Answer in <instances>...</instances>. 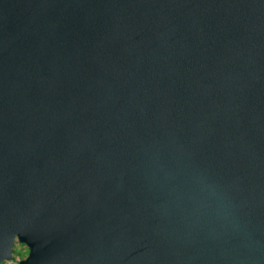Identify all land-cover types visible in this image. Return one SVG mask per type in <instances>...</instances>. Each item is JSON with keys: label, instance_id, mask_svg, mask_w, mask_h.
Returning <instances> with one entry per match:
<instances>
[{"label": "water", "instance_id": "1", "mask_svg": "<svg viewBox=\"0 0 264 264\" xmlns=\"http://www.w3.org/2000/svg\"><path fill=\"white\" fill-rule=\"evenodd\" d=\"M264 264V0H0V264Z\"/></svg>", "mask_w": 264, "mask_h": 264}, {"label": "rangeland", "instance_id": "2", "mask_svg": "<svg viewBox=\"0 0 264 264\" xmlns=\"http://www.w3.org/2000/svg\"><path fill=\"white\" fill-rule=\"evenodd\" d=\"M27 254V249L23 246L14 242L12 247V258L5 264H17L20 259H22Z\"/></svg>", "mask_w": 264, "mask_h": 264}, {"label": "flooded vegetation", "instance_id": "3", "mask_svg": "<svg viewBox=\"0 0 264 264\" xmlns=\"http://www.w3.org/2000/svg\"><path fill=\"white\" fill-rule=\"evenodd\" d=\"M26 256V255H25ZM25 256L22 258V259H24L25 258ZM11 258H12V254H11ZM21 260V259H20Z\"/></svg>", "mask_w": 264, "mask_h": 264}, {"label": "trees", "instance_id": "4", "mask_svg": "<svg viewBox=\"0 0 264 264\" xmlns=\"http://www.w3.org/2000/svg\"><path fill=\"white\" fill-rule=\"evenodd\" d=\"M1 264H5V263L3 262V263H1Z\"/></svg>", "mask_w": 264, "mask_h": 264}]
</instances>
